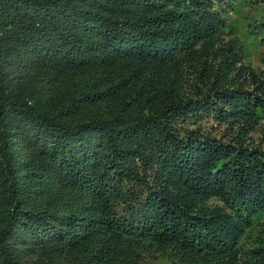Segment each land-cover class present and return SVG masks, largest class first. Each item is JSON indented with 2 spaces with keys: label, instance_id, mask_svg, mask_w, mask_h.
<instances>
[{
  "label": "trees",
  "instance_id": "obj_1",
  "mask_svg": "<svg viewBox=\"0 0 264 264\" xmlns=\"http://www.w3.org/2000/svg\"><path fill=\"white\" fill-rule=\"evenodd\" d=\"M215 7L0 0V264H264V147L178 127L264 116Z\"/></svg>",
  "mask_w": 264,
  "mask_h": 264
},
{
  "label": "rangeland",
  "instance_id": "obj_2",
  "mask_svg": "<svg viewBox=\"0 0 264 264\" xmlns=\"http://www.w3.org/2000/svg\"><path fill=\"white\" fill-rule=\"evenodd\" d=\"M215 5V8L223 15V18L226 20L225 23L228 25L225 31L221 33L217 32L215 36H212L214 37L212 41L217 46L222 45L233 49L232 56L235 58V63L239 61L237 64L238 69H240L239 78H248L250 75H253L255 80L259 79L260 82L257 81L255 88L253 87V92L259 95L262 94V98H264V36L263 32H259L264 24V0H215ZM208 38L210 37L208 36ZM202 44L203 42L199 45ZM225 75L226 73H223L222 77L224 78ZM246 113L247 115L229 118L220 122L213 121L211 115L204 113L197 115L194 113L193 116H187L185 118L182 116L178 120V127L182 131L186 129L194 130L201 127V129L205 130L212 137L223 138L225 142H234V139L237 138L247 141V144L264 147V116L252 117L250 116L251 114ZM53 191H55L57 197L64 193L69 198L71 204L73 202L80 205L88 203L90 207L99 205L96 198L81 194L76 190L73 191L80 195L74 198L72 191H64L63 186L60 184L56 185ZM188 194L193 195V193ZM175 199L183 202L181 196ZM197 203L201 208H221V204L214 199H201L200 196L197 198ZM261 226L254 225L251 229H248L246 237L248 234L249 236L252 235V231H254L253 235L257 233ZM101 230H104V228ZM87 233L91 238L85 244L102 237L99 234L98 236L96 234L91 235L89 231ZM246 237L244 236L242 238L240 245L244 243ZM247 243L249 244L251 242L248 241ZM154 254L157 255V253ZM153 264L181 263H175L160 257L154 260Z\"/></svg>",
  "mask_w": 264,
  "mask_h": 264
}]
</instances>
